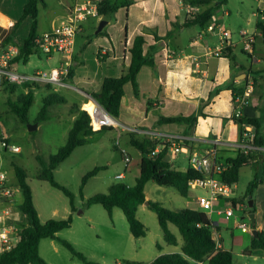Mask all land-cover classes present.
Returning <instances> with one entry per match:
<instances>
[{"label": "crops", "instance_id": "0c3cea01", "mask_svg": "<svg viewBox=\"0 0 264 264\" xmlns=\"http://www.w3.org/2000/svg\"><path fill=\"white\" fill-rule=\"evenodd\" d=\"M76 1L78 0H58L59 4H63V7L56 12L49 10L45 15L44 12H40V7H43L45 10L47 4L44 0H41L38 6V36L51 30L52 27L61 22L68 15ZM115 1L122 4V6L105 19L107 22L101 29L103 33L99 35L95 33L97 23L103 19L100 16L89 17L82 22L83 32L75 38L71 59L60 53H52L48 56L37 54L39 58L45 57L49 66L42 69L36 67L33 69L34 71H48L53 67H64L67 70L71 68L73 70L70 78L63 79V84L42 83L38 84L39 87L33 88L34 96L37 91H42V98L50 90L55 91L64 98H66V94L75 98L74 106L77 109L74 114L69 116L68 122L65 124L64 136H67L68 130L76 118L79 109H82L83 104L90 102V107L93 104L94 98L91 92L99 88L102 79L106 76L118 77L127 68L130 61L128 49L132 45L134 36L141 34L145 39L144 52L147 51L149 46H153L155 49V66L152 68L143 65L140 68L136 76L139 89L138 97L134 95L130 82L124 84V95L120 103L119 116L116 118L120 123V127L114 128L117 134L119 133L121 137H124L130 132L128 128H133L135 129L133 134L136 137L147 136L158 139L160 143L165 140V137L183 138L188 149L186 153H178L175 157L167 153L171 167L180 171H185L189 167V153H199L206 148L215 147L217 157L221 160L233 158L238 152L237 145L240 138V127L232 117L234 100L228 86L232 84L235 88H244L252 80L253 90L248 98V105L244 109L243 117H259L260 128L258 135L264 141V41L257 28V23H264V17L261 18L252 14L258 8L264 9V0H257L256 9L251 12L247 19L248 23L252 22L253 24L250 32L255 36L254 49L250 55L244 54L241 49L242 47H240L239 52H235L236 47L239 46L240 38L238 36L237 39H234L233 32L236 31L237 35H239L240 28L231 27L230 23L226 22L225 15H230L227 9L223 12V15L217 14L216 16L213 9L207 26L202 28L198 25L184 26L188 5H184L183 0ZM223 1L213 0L208 5L196 6V13L208 6L215 8L226 5L228 2V0ZM26 2L27 0H0V43L12 32L13 26L20 18ZM30 23L29 17L24 18L14 30V35L8 44L0 47V53L11 48L18 51L23 39L29 32ZM209 26H213L214 31H210ZM222 29L229 32V37L226 40L227 45L223 49L224 52L222 51L216 55L215 51L221 41L219 31ZM92 33L95 36L90 37ZM154 34L158 37H164L168 34V37L157 39ZM258 39L261 41V45L257 49L255 41ZM98 50L99 58L97 55ZM237 55L240 56L236 59ZM229 57H232V59H229ZM28 62L29 60L26 63ZM17 64L13 65L15 70H17ZM25 67L27 68L28 66ZM34 71H25V73ZM221 81L223 89L218 87ZM19 85H16V87ZM21 86L23 92L28 90L24 85ZM14 91L0 84V118L6 119L9 116L11 111L8 109V104L15 96ZM209 98V103L205 104ZM216 107H219L217 115L211 114ZM191 114H196L197 120L187 133L185 132L186 126L184 124L158 123L160 116H188ZM214 116L218 118L211 120V117ZM62 118V114L50 115L47 119L34 123L37 124L36 128L42 122H49L51 120L58 121L61 124ZM219 118L222 119L219 120ZM4 121L0 124V129L6 131L7 125L3 123ZM216 123L220 124L218 128H214ZM101 134H107V132ZM95 136L91 139L92 141L95 140ZM2 140L10 144L9 137L5 132L0 134V144ZM83 145L75 147L70 155L73 154L76 148ZM8 148L6 147L4 150ZM251 153L254 155L257 152ZM183 154L187 156L186 163H183ZM254 162L259 163V160L253 157L252 163ZM260 162L259 164L261 165L264 159ZM258 171L259 168L256 173ZM120 173L123 174L122 178L125 177V173L120 171L115 174V178ZM8 180L12 195L9 203L1 205L0 208L8 210L9 213L7 215H0V226L9 225L20 230L26 221L25 215L20 210L22 200L19 203L17 198V193H21V189L16 184L15 177L13 181L9 177ZM234 184L236 185V183ZM200 190L202 189L190 188L188 195L186 197L182 196L185 198L183 208L189 207L204 211L195 200ZM169 191H166L167 196L168 198H172L173 194ZM258 191L264 195V183H259L256 186L254 192L257 193ZM32 198L34 203L33 194ZM216 203L217 205L219 204V202ZM253 204L255 205L254 226L256 229L264 231V211L258 203L257 195L253 199ZM144 205H139L137 211ZM67 209H69L70 213L69 200ZM51 211L54 213L55 209ZM66 212L67 217L69 215L68 210ZM204 212L208 215L210 221L214 218L212 212ZM40 221L45 222L41 219ZM169 224L168 227L170 229ZM172 232L176 236L177 243L172 245V249L167 251H165L161 243H157V253L146 264H149L160 254L181 251L183 240L180 241L176 233ZM225 233L228 234L227 239L224 238ZM251 236L250 238H245L244 235L240 236L242 244L238 250L234 243L233 228L212 227V238L216 241L217 247L230 250L233 253V264H264V248H251L248 253L245 252L250 246ZM203 263L204 260L192 262V264Z\"/></svg>", "mask_w": 264, "mask_h": 264}, {"label": "trees", "instance_id": "16d2710c", "mask_svg": "<svg viewBox=\"0 0 264 264\" xmlns=\"http://www.w3.org/2000/svg\"><path fill=\"white\" fill-rule=\"evenodd\" d=\"M41 0H27L23 6L22 14L13 26V30L0 47L5 46L14 35V30L18 27L21 21L29 17L30 28L27 36L23 39L21 47L17 53L9 60L10 67L16 63H26L32 54H41L36 45L38 37V6ZM213 2V0H183L184 5L205 6ZM221 2V1H219ZM222 2H224L222 0ZM122 4L115 0H99L97 12L98 16L103 19L110 17ZM213 6L198 11L196 14L188 17L184 22V26L198 25L205 27L213 13ZM263 41H264V23H257ZM99 31L97 34H101ZM169 34V33H168ZM158 37L154 34L155 38ZM95 36L94 33L90 37ZM145 39L141 34L134 36L131 47L128 49L130 53V61L127 68L118 77L106 76L102 79L99 88L91 92L94 100L99 103L113 117L117 118L120 112V103L124 95V84L130 82L133 93L136 97L139 96L138 83L136 76L143 65L150 67L155 66L154 47L149 46L144 52ZM224 52V50H222ZM243 51V50H242ZM244 54H247L243 51ZM98 58L99 50H98ZM250 55V54H247ZM232 59V57H229ZM73 70L69 68L65 78L72 76ZM64 78V79H65ZM0 84L10 90H15L16 84L9 83L0 79ZM28 88L26 92L18 94L16 99L9 102V110L14 113L21 121H27V114L30 106L34 102L33 88L39 85L23 84ZM36 85V86H35ZM49 88V87H48ZM231 90L233 98H235L243 88H235L232 84L228 86ZM210 98L205 104H208ZM65 102V98L53 90H50L42 99V105L39 110L38 117L35 122L47 119L49 117L48 108L57 103ZM76 108V107H75ZM77 109V108H76ZM202 113V112H200ZM203 114V113H202ZM241 125L250 123L255 129L254 142L260 145L264 144L263 139L258 135L260 128L259 117L252 118H234ZM197 115L191 114L188 116H160L158 123H178L186 126V133L196 123ZM114 128L111 126H93L90 111L79 110L76 118L68 130L66 142L59 149L44 158L40 154L35 156L38 163L36 177L39 180L48 182L52 187L60 190L69 200L71 212L76 210L74 193L64 185L58 183L54 178V169L64 161L72 153L75 147L83 145L90 141L95 135L111 132ZM128 142L131 146L140 152L139 174L135 179L134 184L127 185L124 182L112 183L106 193H98L84 200L85 206L92 204H100L111 217L113 208L121 209L129 227L130 233L134 237L144 236L146 228L144 224L137 218V208L141 204H145L151 211L156 214L158 225L163 234V240L171 245L177 243L175 234L169 229L168 224L171 223L178 229L183 243L180 252L160 254L155 257L149 264H192L193 261H203V264H233V253L230 250L217 247L216 241L212 238V222L204 211L194 208L184 207L179 209H169L162 206L156 201L146 199L144 186L147 181L152 180L158 185L172 186L181 195L186 197L190 191L189 181L201 177V174L193 170L190 166L185 171L176 170L171 167L167 158V150L161 149L157 153H152L154 148L160 143L158 139L143 136L136 137L130 133ZM120 151L118 145H114ZM254 155L250 152H237L233 158H229L231 166L225 171L221 178L229 183H237L239 178V169L241 166L250 164L253 161ZM14 177L16 184L21 189L22 203L20 205L21 212L25 215V223L18 232V238L14 246L0 254V264H48L39 254V242L43 238H57L56 233L62 229L68 228L72 222V216L69 214L66 218L55 219L50 218L45 222H41L35 209L32 190L26 181V173L23 168L13 163ZM105 166H94L88 170L82 177L79 187V194L82 197V189L87 180L94 176L99 170ZM259 183H264V162L260 165L259 171L248 182L246 193L249 195L248 200L252 199L256 186ZM233 206H236V201L232 198ZM250 212L255 210L254 204L250 207ZM73 255L83 261L84 264H98L87 260L80 252L66 240L57 238ZM159 246V245H158ZM251 248H264V231L257 229L256 236H251L250 246L245 250L246 253Z\"/></svg>", "mask_w": 264, "mask_h": 264}, {"label": "rangeland", "instance_id": "374dc122", "mask_svg": "<svg viewBox=\"0 0 264 264\" xmlns=\"http://www.w3.org/2000/svg\"><path fill=\"white\" fill-rule=\"evenodd\" d=\"M47 4L45 10L40 7V12L46 15L49 10L58 11L63 4H59L58 0H44ZM257 0H228L226 5L217 6L214 8V15H223L227 9L230 15H225L227 23L236 29L246 28L252 30V22L248 23L247 19L253 10L256 9ZM99 22L97 23L98 26ZM83 32L82 30L77 34L78 36ZM77 36V37H78ZM239 35L233 32V38L237 39ZM240 38V36H239ZM238 43L235 52L240 51L242 47L241 41ZM256 47L261 45L258 39L255 41ZM242 49V48H241ZM240 55L236 56V59ZM18 72L34 71L36 67L40 69L48 67L45 57L39 58L37 54L30 56L29 62L23 64L19 62L17 65ZM25 66H28L27 68ZM55 66H57L55 64ZM18 85V84H16ZM23 84L16 87L12 100L16 99L18 94L23 93ZM38 85V84H36ZM35 85V86H36ZM223 89L222 81L218 85ZM65 95V94H64ZM42 91H37L34 96V102L30 106L27 114V121H21L14 113L10 112L6 119L0 118L7 125L6 131L0 129V134L6 133L9 137L10 144L17 146L18 150L14 151L4 147L0 144V171L6 172L7 176L13 181L14 170L12 163L17 164L24 169L26 173V181L29 184L34 197V206L38 211V215L42 221L46 219L55 218L60 219L66 217L68 210L67 197L58 189L52 187L48 182L39 180L36 177V170L38 163L35 159L37 154L44 158L55 153L59 147L66 142L64 136V127L68 122L69 116L76 112L75 98L65 95V102L53 104L48 108L49 116L62 114V122L58 121L42 122L41 125L34 129L28 130V124L34 123L38 117L39 110L42 105ZM92 106V105H91ZM90 102L83 104L82 109H91ZM9 109V104H8ZM79 109V110H82ZM219 107L213 109V115H217ZM213 118V119H212ZM218 117H211V120H216ZM222 118H219L221 120ZM42 121V120H41ZM220 124H215L219 127ZM124 137L118 136L115 129L107 134H97L95 140L88 141L81 147L75 149L72 155L61 162L56 170H54L55 180L64 185L75 195L76 210L70 212L72 222L70 227L62 229L56 233V237L68 241L76 251L82 253L87 260L98 264H146L157 253V243H161L165 251L172 249V245H168L163 241L162 232L158 225L156 214L145 205L140 207L136 212L137 218L144 224L146 233L141 237H134L128 227V223L121 211L115 207L112 210L111 217H109L106 210L100 204H92L85 206L84 200L98 193H106L108 187L115 182H124L132 185L138 175V163L140 154L139 151L131 146L128 142L129 134ZM116 141L119 146L123 148L128 156L129 161L125 164L121 152L114 147ZM264 145V144H263ZM256 160L263 161L264 151L254 154ZM187 156L183 154V163H186ZM262 159V160H260ZM259 163H251L244 165L239 171V178L234 187L232 194L236 201V206L232 207L233 215L226 216L224 213L225 200L219 199L213 201L212 209L201 208L206 212H212L214 218L211 220L212 225L219 228H233L234 229V243L236 249H240L242 244L241 235L245 238L251 236V225L248 218L250 206L248 205V194L246 187L248 182L254 177ZM103 165L96 176L87 180L82 189V197L79 194V187L81 177L94 166ZM125 173L124 178H115L118 172ZM173 194V197L167 196L166 191ZM147 199L156 201L162 206L169 209L183 208L185 198L182 197L172 186L158 185L156 182L149 180L144 189ZM198 194H205L200 190ZM257 195V200L264 211V195L259 191L253 193V199ZM18 202L22 200L21 193H17ZM216 202H219L217 205ZM229 207H231L229 205ZM255 208V205H254ZM55 209L53 213L51 210ZM221 211V212H219ZM255 214V211H253ZM264 213V212H263ZM235 216L237 218H235ZM22 220L24 221L23 217ZM237 222H242L248 227V231L243 232ZM170 229L176 233L181 241V235L177 228L169 224ZM57 238H43L39 242V254L48 264H84L82 260L73 255ZM224 238H228L225 233ZM244 238V237H243Z\"/></svg>", "mask_w": 264, "mask_h": 264}, {"label": "built area", "instance_id": "2783aa9c", "mask_svg": "<svg viewBox=\"0 0 264 264\" xmlns=\"http://www.w3.org/2000/svg\"><path fill=\"white\" fill-rule=\"evenodd\" d=\"M99 0H78L70 9L68 15L51 30L39 35L36 38V45L41 54L48 56L52 53H60L71 59V55L74 51L75 38L77 34L82 30V22L89 17L98 16L97 7ZM196 6L188 5L187 14L188 17L196 14ZM253 15L264 17V9L258 8ZM210 31H214L213 26H209ZM221 41L219 47L215 51V54H220L224 47L227 45L226 40L229 37L227 30L219 31ZM240 41L242 44V50L247 54H251L254 49L255 36L246 28L239 30ZM17 53V49L11 48L0 53V79L9 83L15 84H63V79L66 77L67 69L64 67H53L48 71H34L31 73L18 72L13 67H10L9 60ZM253 90V81L250 80L242 89V92L238 94L234 100V108L232 117L242 118L244 109L248 105V98ZM93 112L90 113L93 126H111L115 129L120 127V123L115 117H113L108 111H106L95 100ZM130 132H135V129L128 128ZM118 136L120 134L118 133ZM255 129L250 123H243L240 129V138L237 145V149L241 153L261 152L264 151V145H260L254 142ZM2 147H9L11 150L17 151L18 147L10 145L8 142L2 140ZM116 145L119 146V142L116 141ZM120 152L124 163L129 161L127 152L121 148ZM165 148L167 153L172 157H175L178 153L188 151L185 140L183 138L165 137V140L159 143L152 153H157L161 149ZM189 166L199 172L201 177L192 179L189 181V188L202 189L205 194H198L196 196V202L200 208L212 209L213 201L224 199L225 207L224 213L226 216L233 215V203L232 194L234 192V183H229L221 178V175L228 170L232 165L229 160H221L217 157V151L215 147L206 148L201 152L189 153L188 157ZM122 178L123 174L120 173L116 176ZM9 180L5 172L0 171V206L8 204L12 195L11 188L9 186ZM229 205L231 207H229ZM8 210L0 208V215L8 214ZM236 217V216H235ZM237 226L242 231H248V227L242 223L237 222ZM19 230L13 228V226H0V254L10 250L17 238ZM21 264V263H14ZM31 264V263H29Z\"/></svg>", "mask_w": 264, "mask_h": 264}, {"label": "water", "instance_id": "95a60500", "mask_svg": "<svg viewBox=\"0 0 264 264\" xmlns=\"http://www.w3.org/2000/svg\"><path fill=\"white\" fill-rule=\"evenodd\" d=\"M106 20L105 19H102L100 20L96 30H95V33H98L99 31H101V29L103 28V26L106 24ZM36 126L37 124L36 123H33V124H28V130H34L36 129ZM252 199H249L248 200V205L251 207L252 206ZM248 218H249V221H250V225H251V229H250V232H251V235L254 237L256 236L257 234V229L256 227L254 226L255 225V214L254 212H249L248 213Z\"/></svg>", "mask_w": 264, "mask_h": 264}, {"label": "bare ground", "instance_id": "6f19581e", "mask_svg": "<svg viewBox=\"0 0 264 264\" xmlns=\"http://www.w3.org/2000/svg\"><path fill=\"white\" fill-rule=\"evenodd\" d=\"M93 107H94V102H93V104L91 106L90 113L93 112V109H94ZM96 126H98V125H96Z\"/></svg>", "mask_w": 264, "mask_h": 264}]
</instances>
